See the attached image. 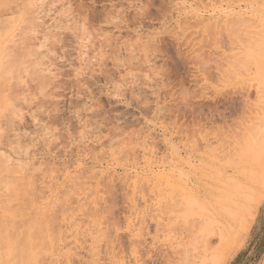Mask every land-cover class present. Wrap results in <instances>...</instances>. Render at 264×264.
Wrapping results in <instances>:
<instances>
[{"label":"rangeland","instance_id":"1","mask_svg":"<svg viewBox=\"0 0 264 264\" xmlns=\"http://www.w3.org/2000/svg\"><path fill=\"white\" fill-rule=\"evenodd\" d=\"M0 2V246L264 264V0Z\"/></svg>","mask_w":264,"mask_h":264},{"label":"bare ground","instance_id":"2","mask_svg":"<svg viewBox=\"0 0 264 264\" xmlns=\"http://www.w3.org/2000/svg\"><path fill=\"white\" fill-rule=\"evenodd\" d=\"M4 0H2V2H3ZM1 3V2H0ZM8 68H9V65L7 66ZM6 66H5V69L7 68ZM4 69V70H5ZM5 71H7V69L5 70ZM3 104V103H2ZM2 156V155H1ZM2 166V164L0 163V168H1V170H0V177H3V176H1V174H3L2 173V171L4 172L6 169V167L5 168H3V167H1ZM3 168V169H2ZM5 169V170H4ZM7 170H9L8 168H7ZM9 172H10V170H9ZM5 173H7V171L5 172ZM11 174H12V172H11ZM9 175V174H8ZM4 178H5V176H4ZM13 178V177H12ZM10 179V178H9ZM2 180H3V178H2ZM2 180H1V178H0V181L2 182ZM8 180V179H7ZM1 182H0V184H1ZM5 182V181H4ZM9 182V181H8ZM14 183V182H13ZM19 183H22V182H19ZM4 184V183H3ZM6 184V183H5ZM9 184V183H8ZM11 185V184H10ZM10 185H8V187H7V189H9L10 187ZM12 186V185H11ZM16 185H14L13 184V186H12V190H14V189H16V187H15ZM22 186V185H21ZM15 187V188H14ZM18 187V186H17ZM0 188H5V187H0ZM21 188H23V187H21ZM11 190V188H10V190H9V192L11 193L10 195L8 194V191L6 192L9 196H11L12 195V193H13V195H15L14 193H16V191L15 192H13ZM18 190V192L16 193V195L18 194V193H20V191H19V188L17 189ZM24 191V189H21V191ZM19 195V194H18ZM8 196V197H9ZM24 197V196H23ZM11 198H12V196H11ZM11 198H9V199H11ZM12 200V199H11ZM17 208V207H16ZM19 208V207H18ZM12 209V208H11ZM20 211L19 209H16V211ZM11 213V212H10ZM13 214H14V212H12ZM21 214V213H20ZM16 215V214H15ZM21 216H24L23 215V213H22V215ZM14 217H16V216H14ZM13 217V218H14ZM17 219H18V217H17ZM11 220H15V219H12L11 218ZM20 221H24L23 219L21 220V218L19 219ZM18 220V221H19ZM203 220V219H202ZM5 221H8V219H6V220H4V218H0V232L1 233H5V232H7V227H9L10 228V226H8V225H10L11 224V222H9L10 224H8L7 225V227H6V224L8 223V222H6L5 223ZM16 222L17 221H15L14 223L16 224ZM18 223V222H17ZM12 224H13V222H12ZM24 225V224H23ZM31 225V224H30ZM32 226H34V225H31L30 226V228L31 229H27V231H26V233H24V234H28V231L29 232H31L32 234L34 233H38V227L36 226H34L35 227V229H36V231H35V229L32 227ZM11 227H12V225H11ZM14 227V226H13ZM25 227V226H24ZM29 227V226H28ZM9 228H8V234H9V232H11V233H13L12 231H11V229L9 230ZM32 228H33V231H30V230H32ZM12 229H14V228H12ZM18 229H19V225H18ZM25 229V228H24ZM16 230V232H15V234H9V237H10V235H15V237H16V233H18L17 232V228L15 229ZM14 231V230H13ZM19 231H21V229L19 230ZM25 231V230H24ZM23 231V232H24ZM23 232H22V234H23ZM30 233V234H31ZM20 234V233H19ZM23 234V235H24ZM29 234V235H30ZM34 234L33 235H31V236H33V237H35L34 236ZM18 235V234H17ZM189 235V234H188ZM191 235V234H190ZM26 236V235H25ZM24 236V237H25ZM193 236V235H192ZM208 236V235H207ZM12 237V236H11ZM10 237V238H11ZM15 237H14V239H15ZM19 236H17V238H18ZM30 237V236H29ZM32 237V238H33ZM194 238H196V236H193ZM200 237V236H199ZM16 238V240H18ZM21 238L22 237H20L19 238V241H16V242H14V245H12V246H9V247H4V245H1L0 247V249H2V248H5V249H3L4 251H2V253H0V264H5V261H4V258H3V256H6V255H8L9 257H11V258H13L14 259V264H34L35 262H37L38 261V259H37V261H36V258H37V256H36V253H35V251L37 250H35V245L33 244H30V238H28V237H26V238H23V240H21ZM201 238V237H200ZM12 239V238H11ZM10 239V240H11ZM36 239H37V237H36ZM199 239V238H198ZM20 240H21V242H20ZM212 240V239H211ZM214 240V239H213ZM12 241V240H11ZM13 241H15V240H13ZM31 241H32V239H31ZM39 241V240H38ZM196 242V241H195ZM199 242V241H198ZM6 242H4V240L2 241V243H1V241H0V244H5ZM194 243V242H193ZM201 243V242H200ZM39 244V243H38ZM10 245V244H9ZM40 245V244H39ZM230 245V244H229ZM3 246V247H2ZM37 246V245H36ZM38 247V246H37ZM183 247H186L185 245L183 246ZM194 247V246H193ZM200 247V246H199ZM7 249V250H6ZM185 249V248H184ZM189 249V248H188ZM6 250V251H5ZM35 250V251H34ZM186 250V249H185ZM4 253V254H3ZM191 253V252H190ZM186 254H188V253H186ZM197 254V253H196ZM184 255V254H183ZM167 256V255H166ZM177 257H178V255H177ZM176 257V258H177ZM182 257V256H181ZM34 259H35V262H34ZM43 260V259H42ZM176 260V259H175ZM178 260H180V259H178ZM7 262H11V261H7ZM6 262V263H7ZM40 262V261H39ZM38 262V263H39ZM160 263V262H159ZM178 263V262H177ZM40 264V263H39ZM163 264V263H162ZM189 264V263H188Z\"/></svg>","mask_w":264,"mask_h":264}]
</instances>
